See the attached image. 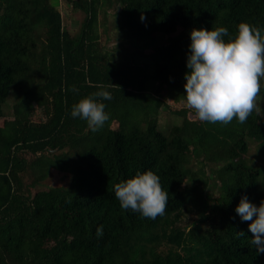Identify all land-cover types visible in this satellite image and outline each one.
Masks as SVG:
<instances>
[{"label": "trees", "instance_id": "1", "mask_svg": "<svg viewBox=\"0 0 264 264\" xmlns=\"http://www.w3.org/2000/svg\"><path fill=\"white\" fill-rule=\"evenodd\" d=\"M56 1L0 0V264H264L235 211L245 195L264 200L262 168L246 157L249 138L264 145V118L200 122L184 103L191 31L264 28V0H64L84 14L76 35ZM111 7L117 38L135 48L122 58L98 30ZM101 83L113 84L101 101L110 119L93 132L71 110ZM147 170L168 192L154 220L114 195ZM52 171L70 182L33 194Z\"/></svg>", "mask_w": 264, "mask_h": 264}, {"label": "clouds", "instance_id": "2", "mask_svg": "<svg viewBox=\"0 0 264 264\" xmlns=\"http://www.w3.org/2000/svg\"><path fill=\"white\" fill-rule=\"evenodd\" d=\"M190 39L189 71L184 77V103L190 115L200 122L228 125L234 119L244 124L254 112H264L259 103L264 88V28L241 22L234 36L226 27L213 26L211 31L194 28ZM112 85L97 84L98 91L72 106L71 116L85 120L93 132L102 128L110 116L101 101L112 99L108 91ZM114 195L122 209L138 212L143 218L154 220L167 210L168 192L152 170L117 183ZM235 211L243 222H251L250 243L257 255L264 254V200L256 206L245 195ZM96 236L102 238V225Z\"/></svg>", "mask_w": 264, "mask_h": 264}, {"label": "rangeland", "instance_id": "3", "mask_svg": "<svg viewBox=\"0 0 264 264\" xmlns=\"http://www.w3.org/2000/svg\"><path fill=\"white\" fill-rule=\"evenodd\" d=\"M56 6L60 10L63 16L64 26L73 34H78L81 29V25L83 22L84 14L81 10H75L71 5L66 3L64 0L56 1ZM115 7H111L107 13V17L105 18L107 23L104 26L102 17L98 19V30L101 36V42L104 45V48L110 51L112 54L117 56L118 58H122L124 56V49H128L131 52L135 53V48L132 46L130 42H122V39L117 38V34L119 29L115 23ZM162 43V41H160ZM149 53V52H146ZM167 93V90L164 89L162 94ZM261 99L259 101L261 108L264 109V95L260 96ZM11 106V102H8ZM170 104L173 102L170 100ZM182 105L174 104L173 107L180 108ZM44 103H38L33 107V110L28 112V115L32 116L34 119L38 120L40 117L43 116L44 113ZM264 118V112L260 114ZM170 115L164 111L160 122L162 124L169 122ZM4 119H0V124H2ZM169 127V125H167ZM254 141V142H253ZM250 148L246 157L249 159L251 164L257 165L262 168V176L261 181H264V145L258 144L254 138H249ZM71 176L69 174L52 171L48 179L40 186H37L33 190V194H36L38 191L48 190L51 187H57L62 185H67L70 182ZM214 197H216V191L212 193ZM191 220L188 216H181L179 220V226L187 225Z\"/></svg>", "mask_w": 264, "mask_h": 264}]
</instances>
